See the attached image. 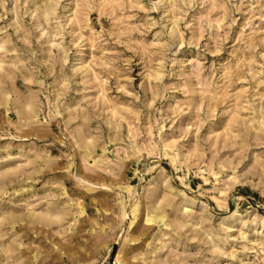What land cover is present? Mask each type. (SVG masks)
<instances>
[{
  "label": "rangeland",
  "instance_id": "obj_1",
  "mask_svg": "<svg viewBox=\"0 0 264 264\" xmlns=\"http://www.w3.org/2000/svg\"><path fill=\"white\" fill-rule=\"evenodd\" d=\"M0 264H264V0H0Z\"/></svg>",
  "mask_w": 264,
  "mask_h": 264
},
{
  "label": "bare ground",
  "instance_id": "obj_2",
  "mask_svg": "<svg viewBox=\"0 0 264 264\" xmlns=\"http://www.w3.org/2000/svg\"><path fill=\"white\" fill-rule=\"evenodd\" d=\"M119 253H120V252H119ZM119 257H120V255L118 254V255H117V260H119V259H120Z\"/></svg>",
  "mask_w": 264,
  "mask_h": 264
}]
</instances>
